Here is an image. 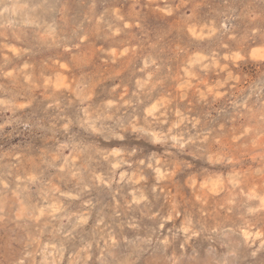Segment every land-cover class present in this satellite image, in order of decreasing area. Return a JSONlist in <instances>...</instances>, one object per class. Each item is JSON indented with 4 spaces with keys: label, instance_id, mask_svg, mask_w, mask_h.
<instances>
[{
    "label": "rangeland",
    "instance_id": "rangeland-1",
    "mask_svg": "<svg viewBox=\"0 0 264 264\" xmlns=\"http://www.w3.org/2000/svg\"><path fill=\"white\" fill-rule=\"evenodd\" d=\"M0 264H264V0H0Z\"/></svg>",
    "mask_w": 264,
    "mask_h": 264
}]
</instances>
